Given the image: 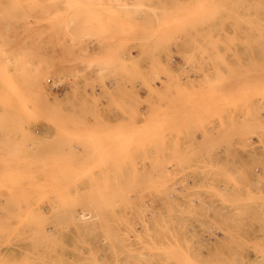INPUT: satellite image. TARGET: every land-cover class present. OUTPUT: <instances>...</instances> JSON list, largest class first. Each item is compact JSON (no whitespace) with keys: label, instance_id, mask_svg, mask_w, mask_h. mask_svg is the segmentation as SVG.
I'll list each match as a JSON object with an SVG mask.
<instances>
[{"label":"rangeland","instance_id":"374dc122","mask_svg":"<svg viewBox=\"0 0 264 264\" xmlns=\"http://www.w3.org/2000/svg\"><path fill=\"white\" fill-rule=\"evenodd\" d=\"M0 264H264V0H0Z\"/></svg>","mask_w":264,"mask_h":264}]
</instances>
